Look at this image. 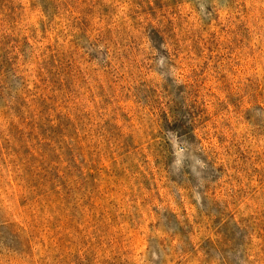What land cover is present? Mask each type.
I'll return each instance as SVG.
<instances>
[{
	"label": "rangeland",
	"instance_id": "1",
	"mask_svg": "<svg viewBox=\"0 0 264 264\" xmlns=\"http://www.w3.org/2000/svg\"><path fill=\"white\" fill-rule=\"evenodd\" d=\"M0 264H264V0H0Z\"/></svg>",
	"mask_w": 264,
	"mask_h": 264
}]
</instances>
